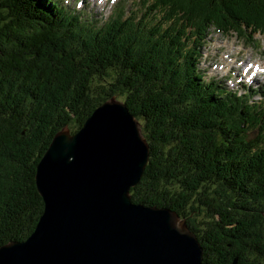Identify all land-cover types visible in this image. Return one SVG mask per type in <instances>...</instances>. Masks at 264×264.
<instances>
[{
    "label": "trees",
    "instance_id": "obj_1",
    "mask_svg": "<svg viewBox=\"0 0 264 264\" xmlns=\"http://www.w3.org/2000/svg\"><path fill=\"white\" fill-rule=\"evenodd\" d=\"M143 1L139 22L119 9L99 27L59 0H0V247L43 212L34 177L54 135L115 97L149 147L131 201L184 219L201 264H264V96L247 97L264 91H225L196 67L211 29L264 39V0Z\"/></svg>",
    "mask_w": 264,
    "mask_h": 264
},
{
    "label": "water",
    "instance_id": "obj_2",
    "mask_svg": "<svg viewBox=\"0 0 264 264\" xmlns=\"http://www.w3.org/2000/svg\"><path fill=\"white\" fill-rule=\"evenodd\" d=\"M148 159L139 121L115 97L77 132H57L36 165L43 212L26 240L0 247V264H201L184 219L131 201Z\"/></svg>",
    "mask_w": 264,
    "mask_h": 264
},
{
    "label": "rangeland",
    "instance_id": "obj_3",
    "mask_svg": "<svg viewBox=\"0 0 264 264\" xmlns=\"http://www.w3.org/2000/svg\"><path fill=\"white\" fill-rule=\"evenodd\" d=\"M61 4L76 11L83 17H90L102 26L107 23L119 9L122 10L125 17L132 16L137 21L145 17V6L143 0H59ZM143 15V16H142ZM151 18L150 14L147 16ZM158 15L149 19L147 24L155 23ZM139 22V21H138ZM252 37L238 36L231 32L224 34L216 30H209L205 39L201 42L199 48V57L197 70L203 73L206 82L215 81L219 87L225 91L236 92L238 95L246 94L247 89L262 88L264 91V71L255 69L256 79L252 80L240 76L241 70L246 64L257 63L258 66H264V39L256 34ZM231 62V66L225 67L223 61ZM260 64V65H259ZM243 66V67H242ZM201 73V74H202ZM263 96L260 92L249 93L247 97L251 102L261 103ZM260 105L264 106V103ZM256 132L250 133V138L255 136ZM197 221L204 219L203 213L195 218Z\"/></svg>",
    "mask_w": 264,
    "mask_h": 264
},
{
    "label": "bare ground",
    "instance_id": "obj_4",
    "mask_svg": "<svg viewBox=\"0 0 264 264\" xmlns=\"http://www.w3.org/2000/svg\"><path fill=\"white\" fill-rule=\"evenodd\" d=\"M223 65L225 67H229V66H231V62L224 60ZM255 69H258V71L262 69V71H264V66L260 67V66H258L257 63H250V64L248 63L241 70L242 73L240 74V76H242L244 78H249V79L255 80L256 79L255 75L257 74L255 72Z\"/></svg>",
    "mask_w": 264,
    "mask_h": 264
}]
</instances>
